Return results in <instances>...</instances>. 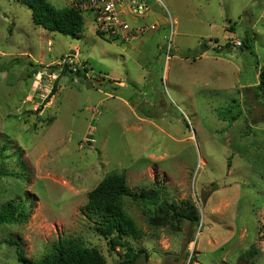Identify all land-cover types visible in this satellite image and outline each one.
I'll list each match as a JSON object with an SVG mask.
<instances>
[{"label": "rangeland", "instance_id": "374dc122", "mask_svg": "<svg viewBox=\"0 0 264 264\" xmlns=\"http://www.w3.org/2000/svg\"><path fill=\"white\" fill-rule=\"evenodd\" d=\"M162 1L152 0L146 20L159 28L126 45L101 38L90 13L73 38L35 25L27 5L0 0V208L24 202L29 211L25 223L0 226V264H20L18 245L38 259L63 237L97 248L108 264L122 259L127 248L111 250L83 211L111 172H125L135 193L158 190L177 205L173 214L198 209V222L183 214L159 223L157 206L126 199L141 232L126 237L143 253L135 264H251L244 253L254 245L264 264V101L254 88L264 71V0ZM68 55L105 84L88 88L61 72L44 98L47 77L38 84L30 62L50 73Z\"/></svg>", "mask_w": 264, "mask_h": 264}, {"label": "trees", "instance_id": "16d2710c", "mask_svg": "<svg viewBox=\"0 0 264 264\" xmlns=\"http://www.w3.org/2000/svg\"><path fill=\"white\" fill-rule=\"evenodd\" d=\"M17 1L27 5L31 9L33 23L48 32L62 33L70 37L73 36V38H78L83 31L85 23L84 12L73 5L58 8L49 0ZM97 34L104 40H107L99 33ZM251 35V32H247L243 44L246 49L254 53V37ZM206 50L207 46L204 44L202 53ZM30 65L34 67L32 70L34 74L40 72L43 67V65L33 62H30ZM75 65H77L76 62ZM56 67L58 68L59 66H53L50 71L55 70ZM85 70L87 71L86 68ZM68 73L76 74L87 80L84 71L81 69L73 71V69L66 66L62 74L66 75ZM102 79L105 78L103 77ZM55 85L53 93L57 91V85ZM254 88L256 91L255 95L264 101V71L260 73L259 83ZM0 173H5L2 162H0ZM126 199L142 201L148 205L157 206V209L163 212L161 216L158 215L159 223L170 222L168 215L181 220L183 214L193 222L199 221L198 209L193 205H189V208H186L180 214L178 212L173 214L177 205L163 199L158 190L150 189L141 193H135L128 185V178L125 172H111L107 174L89 192L88 201L83 207V211L88 219L95 222L96 232L100 236L109 239L111 250H116L117 246L127 248V251L123 254V258L119 259L115 264H135L143 254L135 251L132 243L126 239L127 236L139 239V235H141L140 230L136 228V224L127 212ZM27 209L28 206L24 202H6L0 208V226L8 224L21 225L25 223L29 218V211ZM260 252V248L254 245L244 253V256L253 259L251 264H255ZM16 254L20 264H108L101 251L73 237L58 239L52 245L50 252L38 259L26 256L20 245L16 248ZM144 255L148 259L149 255Z\"/></svg>", "mask_w": 264, "mask_h": 264}, {"label": "built area", "instance_id": "2783aa9c", "mask_svg": "<svg viewBox=\"0 0 264 264\" xmlns=\"http://www.w3.org/2000/svg\"><path fill=\"white\" fill-rule=\"evenodd\" d=\"M152 0H74L73 6L77 7L84 13H90L95 25L96 32L107 40L119 41L129 45L133 39L139 35H143L147 31L159 28L157 22L147 23V18L154 12ZM157 5H164L162 0H156ZM233 46H242V41L231 40ZM214 47L221 49L222 44L216 41ZM75 57L68 55L67 58L58 64V68L50 73L43 71L38 72L35 77L37 83L44 81V76L47 77V86L50 90L45 89L48 97L54 88V82L59 74L66 66L78 71L82 68L86 74L89 70H85L86 66L81 67L75 65ZM51 68L47 64V69ZM88 69V68H87Z\"/></svg>", "mask_w": 264, "mask_h": 264}, {"label": "water", "instance_id": "95a60500", "mask_svg": "<svg viewBox=\"0 0 264 264\" xmlns=\"http://www.w3.org/2000/svg\"><path fill=\"white\" fill-rule=\"evenodd\" d=\"M75 54V51H73L72 55ZM105 80L101 79V80H96V81H87L86 85L88 88L94 87L95 85L101 87L103 84H105Z\"/></svg>", "mask_w": 264, "mask_h": 264}, {"label": "crops", "instance_id": "0c3cea01", "mask_svg": "<svg viewBox=\"0 0 264 264\" xmlns=\"http://www.w3.org/2000/svg\"><path fill=\"white\" fill-rule=\"evenodd\" d=\"M103 77L106 78V76H103V75H102L101 78H103ZM87 80H89V81H96V80H98V79H97L96 77H90V76H89V77L87 78ZM122 84H123V83H122Z\"/></svg>", "mask_w": 264, "mask_h": 264}, {"label": "clouds", "instance_id": "9594fccd", "mask_svg": "<svg viewBox=\"0 0 264 264\" xmlns=\"http://www.w3.org/2000/svg\"><path fill=\"white\" fill-rule=\"evenodd\" d=\"M88 70V69H87ZM105 80V79H104Z\"/></svg>", "mask_w": 264, "mask_h": 264}, {"label": "bare ground", "instance_id": "6f19581e", "mask_svg": "<svg viewBox=\"0 0 264 264\" xmlns=\"http://www.w3.org/2000/svg\"><path fill=\"white\" fill-rule=\"evenodd\" d=\"M168 65V64H167Z\"/></svg>", "mask_w": 264, "mask_h": 264}]
</instances>
